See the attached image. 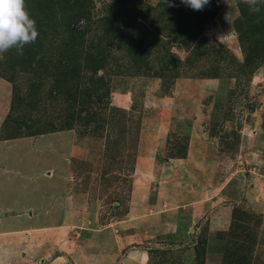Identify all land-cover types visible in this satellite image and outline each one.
Returning a JSON list of instances; mask_svg holds the SVG:
<instances>
[{"label":"rangeland","instance_id":"1","mask_svg":"<svg viewBox=\"0 0 264 264\" xmlns=\"http://www.w3.org/2000/svg\"><path fill=\"white\" fill-rule=\"evenodd\" d=\"M172 2L53 0L0 60V264H264V60L242 0Z\"/></svg>","mask_w":264,"mask_h":264},{"label":"trees","instance_id":"2","mask_svg":"<svg viewBox=\"0 0 264 264\" xmlns=\"http://www.w3.org/2000/svg\"><path fill=\"white\" fill-rule=\"evenodd\" d=\"M25 2H26V7L28 8L30 15L33 18L43 14L44 10H47V9L51 10L50 7L53 4V0H25ZM241 11H242V14L244 15V18L243 19L240 18L238 20V24L240 27L243 24L244 25L250 24L251 27L248 28V31L244 30V36L246 35V40H248L250 36L253 37V40L251 41L252 45L250 44L249 46L246 47L245 63H246V66H248V65L253 64L257 59H259L260 56H261L260 57L261 60H264L262 59L264 58V53L262 52V54H259L261 51H264V40L263 38H261V36L263 35L262 34L263 30H264V20H263L264 14L260 11V13H257L254 15L252 13L250 15L248 5L243 2L241 5ZM113 21H114V18L110 16H108L104 20V23H105L104 29L106 33L104 38L109 42H113L114 40L115 42H121V43L123 42V40L128 38L130 41V44L132 45L131 47L136 48V50H134L136 53L134 57L135 59H137V56L139 57L138 52H142V46L145 44L144 37L147 34L146 29L143 30L142 28L143 23H141L136 18L131 17V16H129L128 19L125 20V22L124 20L122 22H118L117 19H116V23H114ZM200 23L201 22L198 21L196 27L194 28L192 32L193 37H197L200 34V31L202 30V28H200V25L201 24L203 25L204 22L202 21V23L201 24ZM241 36H243V34H241ZM99 52H101V50ZM92 53H93V50H88L85 53L84 66L87 67L89 64H91L89 68L92 70V72L95 73L97 70L101 68L103 64H102L101 59L100 60L95 59L96 56H93ZM97 53H98V50H97ZM76 75L78 76V74ZM77 91H81V90H78L77 87L74 89V91L70 94V97H73L74 99H69L68 104H73L77 100L76 99L77 96L74 95L77 93ZM91 91H92L91 88H86L84 90L85 93H88ZM92 117H95V116L94 115L89 116V118H92ZM17 123L19 122L17 121ZM28 133H31L30 135H33V134L39 133V131L28 128Z\"/></svg>","mask_w":264,"mask_h":264},{"label":"clouds","instance_id":"3","mask_svg":"<svg viewBox=\"0 0 264 264\" xmlns=\"http://www.w3.org/2000/svg\"><path fill=\"white\" fill-rule=\"evenodd\" d=\"M175 6L172 0H166ZM210 0H181V3L193 10H203ZM250 13H260L264 0H242ZM230 22V17L227 16ZM39 35L36 20L30 15L25 0H0V60L15 49L17 55H23L24 47L36 41Z\"/></svg>","mask_w":264,"mask_h":264}]
</instances>
